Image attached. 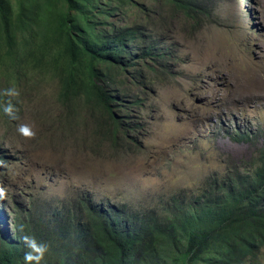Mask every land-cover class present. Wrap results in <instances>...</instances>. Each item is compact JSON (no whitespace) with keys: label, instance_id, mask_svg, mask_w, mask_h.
Segmentation results:
<instances>
[{"label":"rangeland","instance_id":"rangeland-1","mask_svg":"<svg viewBox=\"0 0 264 264\" xmlns=\"http://www.w3.org/2000/svg\"><path fill=\"white\" fill-rule=\"evenodd\" d=\"M138 1L129 24L145 21L141 7L150 10L160 56L138 77L127 71L125 103L140 99L116 142L103 115L63 107L55 73L18 75L0 60V186L8 189L0 228L8 238L17 219L46 215L83 192L159 209L264 160V0H195L190 15L164 0ZM8 104L15 118L4 113ZM21 124L35 138L22 137Z\"/></svg>","mask_w":264,"mask_h":264},{"label":"trees","instance_id":"trees-1","mask_svg":"<svg viewBox=\"0 0 264 264\" xmlns=\"http://www.w3.org/2000/svg\"><path fill=\"white\" fill-rule=\"evenodd\" d=\"M164 1L189 15L197 11L195 0ZM140 6L138 0H0V60L18 75L55 73L63 107L103 115L116 142L140 99L125 103L127 71L138 77L160 56L150 10L141 7L145 21L129 24ZM25 234L48 245L43 264H261L264 160L246 172L227 170L200 194L173 196L159 209L137 211L83 192L46 215L17 219L9 238L0 228V264H24Z\"/></svg>","mask_w":264,"mask_h":264},{"label":"clouds","instance_id":"clouds-1","mask_svg":"<svg viewBox=\"0 0 264 264\" xmlns=\"http://www.w3.org/2000/svg\"><path fill=\"white\" fill-rule=\"evenodd\" d=\"M9 95H18L17 92L9 89L7 90ZM4 113L10 118H15L14 109L11 104H8L3 107ZM18 133L27 139L35 138L36 133L33 131L32 126L28 124H21L17 128ZM8 197V189L4 186H0V200H5ZM23 232V227L20 229ZM21 243L24 245L26 251L23 257L24 264H43L45 260V255L48 252V245L42 241L36 239L35 236L31 235H22Z\"/></svg>","mask_w":264,"mask_h":264}]
</instances>
